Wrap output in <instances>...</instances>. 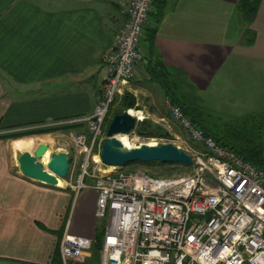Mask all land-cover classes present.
Segmentation results:
<instances>
[{
	"label": "crops",
	"instance_id": "obj_1",
	"mask_svg": "<svg viewBox=\"0 0 264 264\" xmlns=\"http://www.w3.org/2000/svg\"><path fill=\"white\" fill-rule=\"evenodd\" d=\"M155 1L142 41L144 59L126 92L143 114L159 116L168 135L173 124L183 134L167 116L163 83L150 79L147 66L160 62L164 72L200 92L216 82L225 83L232 98L239 96L238 82L256 83L258 67L264 70V0L252 16L239 4L253 0ZM121 4L0 0V264H51L68 225L73 235H96V192L83 189L77 196L75 174L62 187L25 177L12 144L33 138L49 146L54 134L73 128L39 126L94 114ZM82 264H101L100 253L93 249Z\"/></svg>",
	"mask_w": 264,
	"mask_h": 264
},
{
	"label": "built area",
	"instance_id": "obj_2",
	"mask_svg": "<svg viewBox=\"0 0 264 264\" xmlns=\"http://www.w3.org/2000/svg\"><path fill=\"white\" fill-rule=\"evenodd\" d=\"M154 1L121 0L113 44L103 58L106 77L94 114L39 128H73L67 132L73 150L72 155L65 153L70 162L67 178L75 174L71 187L77 196L83 189L97 194L101 264H264V170L206 135L181 106L166 103L187 146L173 135L151 142L184 150L192 158L189 171L153 177L146 171L102 168L106 128L117 98L136 79L144 59L142 41ZM144 120L137 119L135 129ZM135 129L129 134L134 147L148 144ZM96 244V235H73L68 225L59 245L61 264L86 262Z\"/></svg>",
	"mask_w": 264,
	"mask_h": 264
},
{
	"label": "rangeland",
	"instance_id": "obj_3",
	"mask_svg": "<svg viewBox=\"0 0 264 264\" xmlns=\"http://www.w3.org/2000/svg\"><path fill=\"white\" fill-rule=\"evenodd\" d=\"M56 3V1H51L49 2V5L52 7H56ZM252 77L251 78L254 80L257 76L253 75ZM237 86H239V89H242L243 92L239 94V96L236 95L234 98L232 97L235 94L229 93L226 90L225 83L216 84L215 82L214 84H212V86L209 88V91L206 93L197 91L195 89L197 87L195 86L183 85V88L184 93L187 94L190 98L189 103L196 102V105L200 107L202 118L204 119V126L206 128L212 130L213 133L222 136L231 144H234L236 146L244 145L249 147L251 150L259 153L260 156H258V159L261 158L264 160V70L262 69V67H258V80L256 83L252 84V82L241 81L238 82ZM215 87H220L221 90L218 92L217 90H215ZM243 88H246L247 92H244ZM119 104L120 102H117V109L120 108ZM137 106L138 109L133 108L130 110H142V106ZM144 115L146 119L151 120L152 124L160 126V124L157 123L160 119L159 116L147 115L146 113H144ZM167 116L171 121H173L168 114ZM170 126V130L173 134V137H178L181 140L184 139V142H182L181 144L186 147L187 145L185 143H187L188 139L185 137V135L180 133V130L177 125L175 126L173 124ZM63 134V136H60L59 134H54L52 138L48 140L49 152L47 153V158L45 159V161L42 160L44 165H48L50 157L54 154L66 152L70 153V155L73 154L72 143L67 137V132H64ZM144 138H146L145 142L149 143L152 141V139L160 137ZM14 139L19 138L17 137ZM40 141L41 140L39 139L34 140L33 138H23L14 141L12 147L16 151H18L16 154V158L19 154L23 152L34 153V150L38 146L37 144L38 142L40 143ZM131 141L132 136L128 135V147H130L129 149L134 148V145ZM260 166L264 170V163H261ZM102 168L108 170V167L106 166H102ZM74 170L76 172V166L73 165L72 172H74ZM181 170L182 169H178L175 166H163L160 163H133L125 166L124 168H113L111 172L124 171L127 173H137L138 171H146L150 174H161L166 171L165 174H168L169 177V175L176 176L177 174H180ZM60 180L68 181V178ZM51 185L56 187H62L55 184Z\"/></svg>",
	"mask_w": 264,
	"mask_h": 264
},
{
	"label": "water",
	"instance_id": "obj_4",
	"mask_svg": "<svg viewBox=\"0 0 264 264\" xmlns=\"http://www.w3.org/2000/svg\"><path fill=\"white\" fill-rule=\"evenodd\" d=\"M136 124L137 119L128 110H122L113 116L100 155V160L105 166L124 168L133 163L175 164L185 167L192 165V158L173 144L158 146L143 144L140 147L125 148L117 136L121 134L128 136L135 129ZM48 150V145L40 144L35 148L34 153L19 154L17 163L21 174L47 185H51L53 175L66 179L70 168L67 154H54L50 157L48 165H44L42 160Z\"/></svg>",
	"mask_w": 264,
	"mask_h": 264
},
{
	"label": "trees",
	"instance_id": "obj_5",
	"mask_svg": "<svg viewBox=\"0 0 264 264\" xmlns=\"http://www.w3.org/2000/svg\"><path fill=\"white\" fill-rule=\"evenodd\" d=\"M156 1H154L155 3ZM156 5V4H155ZM259 5V0H253L252 2H241L239 4V8L242 12H248L250 16L254 15V12ZM247 35H250V32H247ZM253 42V41H251ZM164 68L160 62H155L151 66H147L146 73L150 77V79H155L160 83H163V88L167 95H169V101L172 104L179 105L182 107L184 113L187 117H189L193 123L201 129L206 135L212 137L219 145L236 152L240 155L245 161H248L260 168L261 163H264L263 159H258L260 156L258 152L251 150L249 147L240 145L236 146L231 144L229 141L224 139L222 136L213 133L212 130L206 128L204 126V119L202 118V113L200 111V107L196 105V102L189 103L190 98L187 94L184 93L183 83L182 80L177 78L175 75L170 74L169 72H164ZM116 102H120L119 109L115 108L113 112V116L119 113L122 110H129L131 115H136L139 120L144 119V114L141 111H134L130 110L133 108L138 109L137 100L136 98L129 92H125L119 99L117 98ZM135 132L142 136V137H164L168 136L167 132L164 128L159 125H154L150 120H144L142 123H139ZM24 134H18V137H22ZM15 137V136H10ZM17 138V137H15ZM163 166H175L176 168L182 169L180 172H187L190 170V167H185L182 165H175V164H162ZM189 168V169H188ZM164 173L161 174H150L153 177H168V174ZM170 176V175H169ZM102 231L97 230L96 238L97 244L93 248L94 251L99 254L102 248ZM51 264H61L60 253L54 255Z\"/></svg>",
	"mask_w": 264,
	"mask_h": 264
},
{
	"label": "bare ground",
	"instance_id": "obj_6",
	"mask_svg": "<svg viewBox=\"0 0 264 264\" xmlns=\"http://www.w3.org/2000/svg\"><path fill=\"white\" fill-rule=\"evenodd\" d=\"M135 111V110H134ZM135 118H137V116L136 115H133ZM144 118H145V116H144ZM138 119V118H137ZM117 138L121 141V143L123 144V146L125 147V148H130V147H128V136L127 135H123V134H121V135H118L117 136ZM132 142V141H131ZM133 144V143H132ZM155 145V143L154 142H149L148 143V145H150V146H152V145ZM133 147V146H132ZM49 152V150L47 151V153ZM47 153L44 155V157H43V161H45V159L47 158ZM95 160L97 161V162H99V158L98 157H96L95 158ZM114 167H108V172H111L112 171V169H113ZM59 178V177H58ZM57 178V176L56 175H53V180H52V182H51V184H55V185H58V186H64V181H62V180H60L61 178H59L58 179Z\"/></svg>",
	"mask_w": 264,
	"mask_h": 264
}]
</instances>
